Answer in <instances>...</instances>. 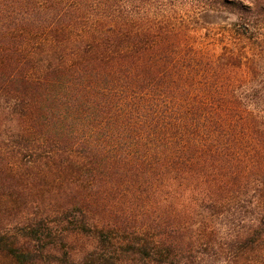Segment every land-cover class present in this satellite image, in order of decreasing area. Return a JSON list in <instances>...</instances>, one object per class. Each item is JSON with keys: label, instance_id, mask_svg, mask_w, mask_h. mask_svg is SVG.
Segmentation results:
<instances>
[{"label": "trees", "instance_id": "obj_1", "mask_svg": "<svg viewBox=\"0 0 264 264\" xmlns=\"http://www.w3.org/2000/svg\"><path fill=\"white\" fill-rule=\"evenodd\" d=\"M0 220V264H264V0H0Z\"/></svg>", "mask_w": 264, "mask_h": 264}, {"label": "rangeland", "instance_id": "obj_2", "mask_svg": "<svg viewBox=\"0 0 264 264\" xmlns=\"http://www.w3.org/2000/svg\"><path fill=\"white\" fill-rule=\"evenodd\" d=\"M231 18H232V16H231ZM215 20H217L218 22L224 23V21L222 19H220L219 17H217ZM2 134L4 135V133H2ZM4 137H6V135ZM9 220H11V219H9ZM0 224H2V220H0Z\"/></svg>", "mask_w": 264, "mask_h": 264}]
</instances>
